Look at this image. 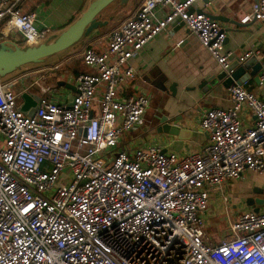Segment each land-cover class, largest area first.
<instances>
[{"label": "built area", "instance_id": "2783aa9c", "mask_svg": "<svg viewBox=\"0 0 264 264\" xmlns=\"http://www.w3.org/2000/svg\"><path fill=\"white\" fill-rule=\"evenodd\" d=\"M27 1L0 0V37L16 33L33 47L52 30H38L36 13L23 10ZM197 1L143 0L109 32L103 50L85 47L88 72L73 79L70 105L41 89L35 112L24 115L18 100L27 90L0 78V264H264V210L228 219L229 238L217 244L205 232L214 191L246 173L264 175V99L247 81L228 87V109L203 114L200 151L179 156L125 140L150 104L143 94H126L135 76L130 61L155 36L182 23L221 69L229 67L226 33L191 10ZM252 21L264 25V0L240 22ZM252 57L264 89L261 50L237 62ZM243 108L252 127L241 122Z\"/></svg>", "mask_w": 264, "mask_h": 264}, {"label": "crops", "instance_id": "0c3cea01", "mask_svg": "<svg viewBox=\"0 0 264 264\" xmlns=\"http://www.w3.org/2000/svg\"><path fill=\"white\" fill-rule=\"evenodd\" d=\"M92 1L94 0H28L23 10L35 12L39 25L53 31L48 38L52 39L73 24ZM127 1L129 3L132 0ZM142 1L137 0L136 5L125 17L110 25L109 21L112 18L106 19L103 16L112 4L101 13L99 20L104 24L93 29L64 56L63 62L70 63L67 68L69 72L66 74L69 79L64 77L62 82L74 86L69 80L88 72L81 63V53L84 48L89 46L98 52L103 50L109 32L129 18ZM116 2L117 0L114 3ZM254 2L255 0H198L193 5L194 10L204 11L226 33L224 49L233 53L230 64L237 62L238 57L248 50L260 49L264 56V25L257 21L246 24L240 22L244 17L252 15ZM20 40V36L16 33H11L8 37H0V43L8 42L11 45H16ZM180 40L182 44L177 46ZM130 63L134 68L135 76L129 81L126 94H143L149 98L150 104L143 116V125L127 134L125 140L139 146L156 145L164 151L175 152L179 156L200 151L206 142V136L199 128L203 114L209 109H228L231 105L228 87H224L221 81L212 79L219 66L200 46L197 39L178 24L171 25L166 31L155 36ZM242 64L238 63L239 66ZM256 67L255 63L246 69L237 81H247L248 89L264 99V89L258 81L260 69L257 70ZM8 77L10 76L6 78L13 79ZM16 79L20 86L24 85L22 77ZM59 82H61L59 79L54 82L55 87L69 90L68 100L75 91L70 87L58 86ZM53 88L51 87L50 90ZM171 88L173 92L170 91ZM27 93L31 94L28 91ZM46 94H44L45 98H47ZM21 103L22 100L19 98L18 104ZM239 117L244 127L253 126L254 118L246 108L241 110ZM165 122L190 131L189 139L179 140L172 135L158 133V127ZM254 189H259L261 192L255 194ZM257 197L264 199V175L246 173L239 180H228L221 189L211 194L206 220L214 225L224 219L221 206L217 205V199L226 201L224 206L227 222L238 214L252 212V208L246 204V199ZM262 210L264 206L259 209ZM206 229L207 227L205 231Z\"/></svg>", "mask_w": 264, "mask_h": 264}, {"label": "water", "instance_id": "95a60500", "mask_svg": "<svg viewBox=\"0 0 264 264\" xmlns=\"http://www.w3.org/2000/svg\"><path fill=\"white\" fill-rule=\"evenodd\" d=\"M116 0H94L87 9L81 14V16L70 26H68L59 35L48 39L46 42L41 43L38 46L33 47H20L17 45H11L8 42L0 43V78H5L12 74L15 70L28 64H39L44 61L45 58L58 54L79 42L83 37H86L91 33L93 29L102 26L99 20L101 13L107 9ZM127 0H121L126 2ZM256 1V0H255ZM193 7L191 8V10ZM178 26H183L179 23ZM256 63V69H260V63L255 58H249L241 66L237 62L231 63L226 70L216 68L215 78L222 82L224 87H229L234 81H237L246 69H249ZM230 71V75L228 74ZM243 79L245 77H242ZM242 79V80H243ZM58 86L70 87L75 91L74 86L68 85L64 82H59ZM173 92V88L170 89ZM22 103L18 106V110L24 115L31 116L35 112L37 103L40 97L35 94L22 93L20 95ZM73 96L69 97L67 105L72 104ZM158 133H165L172 135L176 139L184 140L189 139L188 130H182L170 122H165L157 129ZM163 152H165L163 150ZM261 190L254 189L253 193H260ZM247 206L252 208V212L257 213L259 209L264 206V199L260 198H247Z\"/></svg>", "mask_w": 264, "mask_h": 264}, {"label": "rangeland", "instance_id": "374dc122", "mask_svg": "<svg viewBox=\"0 0 264 264\" xmlns=\"http://www.w3.org/2000/svg\"><path fill=\"white\" fill-rule=\"evenodd\" d=\"M137 3V0H132L128 3H121V0H117L116 3L112 4L110 8H108V12L104 14L103 18H112L109 21L110 23L118 22L123 17L126 16V14L133 8ZM38 30L45 29V27H41L39 23L36 24ZM53 31L51 32V34ZM50 34V35H51ZM79 42H77L72 47L76 46ZM70 47V48H72ZM66 49L58 54H55L53 56L47 57L44 59L42 63L39 64H28L25 66L20 67L19 69L15 70L12 74L8 75L11 78H18L22 77L24 79V85L20 86V84H17L14 89H16V92H19L21 90H27L31 94L36 95H42L41 89L50 90L51 87H55L54 82L56 80L63 81L64 77L69 79V77L66 75L68 74V64L67 62H63L65 59V55H67V52L69 49ZM67 70V71H66ZM8 77V78H10ZM71 83H74L73 79L69 80ZM36 82V84L34 83ZM56 88V89H55ZM50 91H46V97L53 102L61 103L66 101V99L69 96V90L63 88V87H55ZM43 94V95H44ZM66 172L62 174L64 176ZM217 205L221 206V211L223 213V220L221 222H217V224L211 225L209 220H205V227L206 229V235L208 237V240L213 243L217 244V242H220L221 240H227L229 238V233L227 230V222H226V210H225V204L223 199H217Z\"/></svg>", "mask_w": 264, "mask_h": 264}, {"label": "trees", "instance_id": "16d2710c", "mask_svg": "<svg viewBox=\"0 0 264 264\" xmlns=\"http://www.w3.org/2000/svg\"><path fill=\"white\" fill-rule=\"evenodd\" d=\"M17 46H20V47H24V43L20 40L16 43ZM68 63V62H67ZM81 63H82V60H81ZM70 63L66 64V66H69ZM83 65V63H82ZM84 66V65H83ZM85 67V66H84ZM76 75H77V72H75ZM17 89V87H15ZM16 89H14L16 91Z\"/></svg>", "mask_w": 264, "mask_h": 264}]
</instances>
